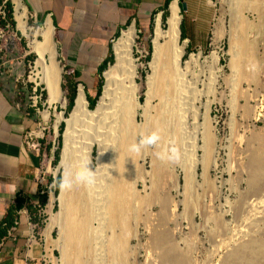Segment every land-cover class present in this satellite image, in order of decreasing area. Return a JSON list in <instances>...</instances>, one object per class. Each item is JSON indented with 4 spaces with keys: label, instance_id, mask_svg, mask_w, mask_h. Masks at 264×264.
<instances>
[{
    "label": "bare ground",
    "instance_id": "obj_1",
    "mask_svg": "<svg viewBox=\"0 0 264 264\" xmlns=\"http://www.w3.org/2000/svg\"><path fill=\"white\" fill-rule=\"evenodd\" d=\"M13 2L17 29L28 39V45L37 56L34 76L31 79L37 85L41 83L45 86L50 105L55 103L65 105L66 101L61 91L63 68L58 62L55 30L51 20L46 22L44 28L34 31L29 25L30 16L25 5L21 0H13ZM232 3L237 10L236 23L230 33L234 78L237 81L260 83V70L252 63L254 59L251 46L242 35L240 36L249 25L241 18L239 10L246 5L258 8L264 4V0H232ZM168 13L166 20L163 19V14L158 15L156 20L152 40V59L148 64L151 73L146 78L147 98L144 106L137 97L139 66L134 56V48L138 34L133 26L128 31L122 32L121 37L114 44L116 63L110 65L104 73L105 86L97 108L90 109L86 94L80 89L71 118L67 119L63 114L58 115V127L61 123H65L67 130L64 134L62 162L53 173L55 175L62 173V169L64 172L72 171L79 167L82 161L89 159L92 160L91 170L95 165L107 166L97 170L94 184H76L71 189L61 190L59 196H51L47 207L51 219L44 231L51 261H53L51 251L56 246L62 254L61 264H99L100 255L106 253H103L102 248L106 246L112 264H125L131 256L130 239L138 237V212L142 207H149L152 200H157L162 211L160 223L165 224L167 220L174 219L177 204L168 195L161 196L158 193L170 179L175 180L176 188L184 189L185 210L189 208L192 216L195 213H202L199 208L191 209L193 205L191 196L195 179L193 174L198 165H203L205 176L211 163H214L215 139L208 133L207 117L204 119L205 123L201 125L204 145L194 146L192 154L193 156L198 151H202V160L192 157L193 159L188 158L190 159L188 161L181 156L183 148L191 141L195 142L200 133L197 124L198 109L195 107L197 97L190 95L203 94L198 92L196 87L191 91L187 84V76L194 73L193 68H198L201 54L192 56L190 61L184 64L186 44L181 43L182 16L178 1L170 4ZM222 32L218 33L219 39L223 37ZM218 61L217 55L213 54L212 62L218 65ZM246 63L247 66L243 67ZM209 87L211 89L208 94H214L213 88ZM239 92L241 93L237 89V94ZM190 98L193 102L189 101ZM157 101L158 103L155 104ZM212 103L209 101L208 108ZM141 113L145 118L144 124L137 123ZM258 114L259 112H256L255 120L258 119ZM43 117L48 120V113L44 112ZM190 118L193 120L192 123ZM191 126L195 133H189ZM153 131H159L163 138L160 147L154 150L148 148L139 154L129 151V146L138 143L142 133L151 134ZM169 136L178 146L177 162L180 163L181 172L185 174L184 186L176 173L178 165L173 164L172 160H162L156 155L157 152H163L167 148ZM191 136H194V139ZM252 137L260 142L264 136L253 133ZM95 149L97 156L94 158ZM249 154L250 162H247L244 169L252 193L259 194L264 191V155L261 151L251 150ZM148 157L151 158L152 164L150 172L143 170V166L140 165V162ZM74 159L77 160L76 163ZM148 177L152 181L155 194L153 190L151 197L144 199L140 197L137 185L140 181L145 183ZM55 203L60 205L59 212L54 211ZM172 205L174 209L171 210ZM216 220L218 225L222 223L220 219ZM94 224L98 227H94ZM56 229L60 231L58 240L52 238V232ZM108 229L111 232L109 236L104 234ZM148 230L152 240L150 248L158 251L161 264H189L188 254L178 249L169 231H161L158 228H148ZM100 238L101 242L97 241ZM221 264H264V241L251 239L247 243L238 244L224 257Z\"/></svg>",
    "mask_w": 264,
    "mask_h": 264
},
{
    "label": "rangeland",
    "instance_id": "obj_2",
    "mask_svg": "<svg viewBox=\"0 0 264 264\" xmlns=\"http://www.w3.org/2000/svg\"><path fill=\"white\" fill-rule=\"evenodd\" d=\"M213 4L216 9V21L210 35L209 42L211 46L204 52H193L189 51L186 44L184 56V64H186L192 56L195 57V55L201 54L198 68H193L194 73L187 76V84L190 86L191 91H194L193 88L196 87L195 89L203 95H190L191 97H197L195 107L198 109L197 124H199L198 130L200 133H198L195 142L191 141L183 148L182 158L188 161L193 158H197L199 161L202 160V151L195 153V156H192V154L195 149L194 146L203 147L204 145L201 125L205 123L204 119L206 117L208 118V133L212 134L215 139L214 163H211L207 175L204 176L203 174L204 167L202 164L198 165L194 171L195 174H193L195 179L193 195L191 196V203L193 204H191V209L199 208L202 213H195L192 216L189 208L185 210L183 205L185 199L184 189L176 188L175 180L170 179L163 190L158 191V193L161 196L168 195L177 204L175 215L171 212L174 219L167 220L165 224L160 223L162 211L157 200H152L153 202L149 207H142L138 212V237L130 239L131 256L125 264H161L158 251L150 248L152 240L148 228L169 231L172 241L178 249L188 254L189 264H221L224 257L238 244L247 243L251 239L264 241V191L259 194L252 193L248 182L249 178L244 169L247 162H250V150L254 152L261 151L264 155V137L260 142L255 141L252 137L253 133L264 136V4L258 8L246 5L239 10L241 18L245 19L249 25V28L240 36L242 35L251 46L254 59L252 63L258 66L260 70V83L235 80V72L232 67L233 56L230 53V33L236 23L235 13L237 10H235L232 0H213ZM180 9L182 16V8L180 7ZM168 10L163 14L164 20L169 16ZM160 14L162 13L158 15ZM158 15L154 17L148 30L143 31L135 27L139 36L134 48V56L138 60L139 66L137 97L142 106L145 105L147 98L145 95L147 90L146 78L151 73L148 64L152 59V40ZM11 23L14 30H16V24L13 21ZM29 25L34 28V31L44 28V26L38 28L30 21ZM0 26L3 27L2 24ZM130 28L131 26H128L123 32L128 31ZM221 32L223 37L219 39L218 33ZM33 34L34 32H32ZM121 34L114 39L110 57L112 62L107 65L106 70L95 76L93 84L78 83L76 85L75 99L71 110H69L68 100L71 91L68 89L69 84L64 80V76L71 77L72 72L69 71L71 69L65 68L60 62L59 51L58 62L60 67L63 68L61 91L62 97L66 101L65 105L62 103L50 105L45 86L41 83L37 85L31 79L34 76V63L37 56L28 45L27 38L19 35V39L10 42L7 51L0 52V75L5 82L7 81V87L10 85L12 88L11 93L17 95L19 102L27 106L32 105L33 101H37V107L41 112L48 113L49 119H44L46 128L45 139L43 140L46 160L45 171L47 172L48 184L51 186L55 184V187L50 188L49 200L52 195H60L61 189L57 186L56 181L58 178L61 181L64 173V169H62V173L57 175L53 173L62 162L64 134L67 130L65 123H61L58 127V115L63 114L67 119L71 118L80 89L84 90L88 102V97L96 99L94 106H91L89 102L90 109L95 110L97 108L105 86L104 73L110 65L116 63L114 44L121 37ZM181 43L185 44L182 40V34ZM213 54H216L219 58L218 65L212 62ZM247 64H244L243 67H246ZM250 67L252 68V65ZM234 81L235 83H233ZM140 83L144 86V92L141 95ZM64 85L66 88H64ZM209 86L213 88L214 94H208L209 89H211ZM237 89L241 93L237 94ZM189 101L193 102L192 98ZM209 101L213 103L208 108ZM157 103L158 101L155 102V104ZM199 108L201 109L199 110ZM255 111L259 112L257 120H255ZM39 118V122H41V116ZM192 122L193 120L190 118V123ZM137 123H145L142 113L138 116ZM191 127L189 128L190 134L194 132L193 127ZM57 128L58 135L56 133ZM191 137L194 139V136ZM167 143V148L174 145L178 149L170 136L167 138ZM151 149L154 150L155 148ZM57 151L59 154L58 161L55 158ZM96 156L97 149L94 151V158ZM73 161L77 162L75 159ZM172 162L176 166L178 165L176 173L179 175V181L184 186L185 174L179 168L180 163L177 160H172ZM140 165L143 166V170L150 172L152 169L151 158L148 157L145 161H141ZM96 167L95 165L93 171L96 170ZM137 190L140 197L144 199H149L153 190L155 194L150 177L146 179L145 183L140 181ZM48 204L49 201L46 208H44L46 214L42 217V222L37 228L42 233L46 230L51 219L47 208ZM173 205L171 210L174 209ZM54 211H60L59 204H54ZM216 219H220L222 223L218 225ZM94 227H98V225L94 224ZM109 233L111 234L110 229L106 230L104 234L109 236ZM59 234L60 231L56 229L52 232V238L58 240L60 238ZM97 241L101 242V238ZM102 249L103 253H106L103 256L100 255L99 264H112L106 246H103ZM51 255L53 261L49 260L47 264H61L62 254L58 247L54 246Z\"/></svg>",
    "mask_w": 264,
    "mask_h": 264
},
{
    "label": "crops",
    "instance_id": "obj_3",
    "mask_svg": "<svg viewBox=\"0 0 264 264\" xmlns=\"http://www.w3.org/2000/svg\"><path fill=\"white\" fill-rule=\"evenodd\" d=\"M23 1L34 26L51 20L60 62L71 69L70 79L77 84H93L111 57L114 39L128 26L148 30L167 4L178 1L186 6L181 34L189 51L204 52L211 46L216 21L213 0ZM11 90L0 75V264H47L49 246L44 231L37 228L46 214L51 185L43 148L37 152L25 144L40 118Z\"/></svg>",
    "mask_w": 264,
    "mask_h": 264
},
{
    "label": "clouds",
    "instance_id": "obj_4",
    "mask_svg": "<svg viewBox=\"0 0 264 264\" xmlns=\"http://www.w3.org/2000/svg\"><path fill=\"white\" fill-rule=\"evenodd\" d=\"M162 136L159 131H153L151 134L142 133L138 143H132L129 146V151L132 153L139 154L141 151L148 148H158L161 146ZM103 155V153H101ZM157 157L164 160H178L179 151L174 145L170 148H166L163 152H157ZM92 160L82 161L80 166L73 169L72 171L65 170L64 175L60 181L59 187L61 190L71 189L76 184L92 185L96 182L97 170L101 167L97 166L96 170L93 171L90 168ZM50 187H55L53 184Z\"/></svg>",
    "mask_w": 264,
    "mask_h": 264
},
{
    "label": "built area",
    "instance_id": "obj_5",
    "mask_svg": "<svg viewBox=\"0 0 264 264\" xmlns=\"http://www.w3.org/2000/svg\"><path fill=\"white\" fill-rule=\"evenodd\" d=\"M21 1L25 5L24 1ZM14 16L15 5L13 0H0V24L3 26H0V52L7 51L10 42H13L14 39H19V35L22 36L21 32L17 29V23ZM12 21L16 24V30H14L12 27ZM139 33H141V31H139ZM2 42L3 44H1ZM32 107L36 109V112L39 116H41L42 121L38 123L37 131H30L27 133L25 137V144L31 150L40 152V150L43 148V140L45 139L46 128L44 126L43 113L37 107V101L32 102Z\"/></svg>",
    "mask_w": 264,
    "mask_h": 264
},
{
    "label": "trees",
    "instance_id": "obj_6",
    "mask_svg": "<svg viewBox=\"0 0 264 264\" xmlns=\"http://www.w3.org/2000/svg\"><path fill=\"white\" fill-rule=\"evenodd\" d=\"M168 5H169V4H167L166 10L168 9ZM180 7H181V6H180ZM181 8H182V7H181ZM166 10H165V11H166ZM164 13H165V12H164ZM13 23H14V22H13ZM182 40H183V38H182ZM110 62H112V58H109L107 61H105V62L103 63V65L99 68V72H100V74H102V73L106 70L108 63H110ZM64 80L69 84L68 89L71 91V95L68 97V100H69V110H71L72 107H73V104H74L75 91H76V85H77V83H74V82L70 79V76H68V75H65V76H64ZM64 88H66L65 85H64ZM142 92H144V86L142 85V83H140V95H141ZM99 93H100V91H99ZM99 93H98V95H99ZM88 99H89V102H90L91 106H94L95 103H96V99H92V98H90V97H88ZM55 158H56V161H58V159H59L58 151L56 152ZM56 183H57V186H59V184H60V178L57 179ZM46 201H47V196L44 198L43 204H45Z\"/></svg>",
    "mask_w": 264,
    "mask_h": 264
},
{
    "label": "water",
    "instance_id": "obj_7",
    "mask_svg": "<svg viewBox=\"0 0 264 264\" xmlns=\"http://www.w3.org/2000/svg\"><path fill=\"white\" fill-rule=\"evenodd\" d=\"M182 7H183L184 10L186 9V6L184 4L182 5Z\"/></svg>",
    "mask_w": 264,
    "mask_h": 264
}]
</instances>
